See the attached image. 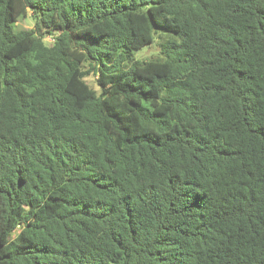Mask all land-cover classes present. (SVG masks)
Returning <instances> with one entry per match:
<instances>
[{"label": "trees", "instance_id": "1", "mask_svg": "<svg viewBox=\"0 0 264 264\" xmlns=\"http://www.w3.org/2000/svg\"><path fill=\"white\" fill-rule=\"evenodd\" d=\"M0 264H264V0H0Z\"/></svg>", "mask_w": 264, "mask_h": 264}, {"label": "rangeland", "instance_id": "2", "mask_svg": "<svg viewBox=\"0 0 264 264\" xmlns=\"http://www.w3.org/2000/svg\"><path fill=\"white\" fill-rule=\"evenodd\" d=\"M21 26L25 27V28H32L34 27V20L31 16L26 17L25 19L20 21ZM155 39L154 41L143 47L140 50H134L132 52L134 59H142L144 58H152V57H157L158 56V52H159V46L157 44V39H158V35L160 34H166V35H173L172 32H170L169 30H166L164 28L161 27H155ZM50 39V38H48ZM88 81L94 86L96 87V78L95 76L91 75L87 77Z\"/></svg>", "mask_w": 264, "mask_h": 264}]
</instances>
